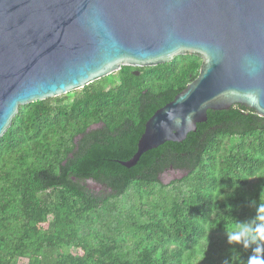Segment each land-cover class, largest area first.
Returning a JSON list of instances; mask_svg holds the SVG:
<instances>
[{
  "label": "trees",
  "instance_id": "16d2710c",
  "mask_svg": "<svg viewBox=\"0 0 264 264\" xmlns=\"http://www.w3.org/2000/svg\"><path fill=\"white\" fill-rule=\"evenodd\" d=\"M200 60L185 55L154 67L124 66L111 86L126 90L115 94L121 98L138 97L139 89H157L161 106L196 78ZM133 71L140 74L135 76ZM109 82L107 76L90 83L82 88L83 95L91 97L89 89ZM103 98L92 92V106L104 105ZM61 99L19 107L0 138V264H195L202 249L205 262L213 254L217 264L229 257L233 258L229 264H247L251 249L218 247L208 234L227 232L236 220L255 215L244 188L251 178L264 187V117L238 104L228 110H208L203 157L161 161L186 173L180 182L188 183L189 192L180 196L165 191L168 186L156 179L153 160L143 155L126 169L101 157L116 154L112 145L92 148L81 158L62 153L63 131L84 132L79 122L85 107L80 106L81 100L64 107ZM68 112L75 114V120H66ZM83 175H92L112 193L94 194L71 181ZM126 192H130L131 209L123 220L112 215L110 204ZM146 195L155 198L145 210L141 204ZM102 213L107 216L104 220ZM94 221L101 232L92 231ZM113 221L116 226L111 229ZM122 234L126 240L119 239ZM126 241L132 249L121 248Z\"/></svg>",
  "mask_w": 264,
  "mask_h": 264
},
{
  "label": "water",
  "instance_id": "95a60500",
  "mask_svg": "<svg viewBox=\"0 0 264 264\" xmlns=\"http://www.w3.org/2000/svg\"><path fill=\"white\" fill-rule=\"evenodd\" d=\"M185 55L201 59L196 78L146 121L134 154L117 161L126 169L181 142L208 110L238 104L264 117V0H0V138L21 106ZM170 108L182 125L165 133Z\"/></svg>",
  "mask_w": 264,
  "mask_h": 264
},
{
  "label": "flooded vegetation",
  "instance_id": "af4514ba",
  "mask_svg": "<svg viewBox=\"0 0 264 264\" xmlns=\"http://www.w3.org/2000/svg\"><path fill=\"white\" fill-rule=\"evenodd\" d=\"M110 82L104 83L103 88L89 89L91 97L84 96L83 92L85 91L82 89L62 97L61 103L64 107L79 100L84 101L80 106L85 107L79 122L82 127L84 126V132L76 131L74 134L62 132L61 150L67 157H85L92 151V148H108L112 145L116 148V154L102 153L101 157L103 159H109L115 161V163L121 161L120 158L129 159L136 151V144L144 131L146 121L156 110L166 104L159 106L160 96L157 89H139L137 90L140 93L138 97L121 98L115 96L118 92H125L126 90L115 88L111 84L116 82L112 80ZM131 91L136 92V90ZM92 92L104 96L103 101H106L105 104L92 106ZM88 100L91 101L89 102ZM135 101H138V103ZM66 114V120H75L73 112ZM207 136L208 122L206 120L203 123L196 124L195 130L188 132L181 142H165L142 155L153 160V167L156 169L155 177L162 183V176L170 179L174 173L179 171L175 170L171 165L166 166L165 162L161 163V161L175 157H203ZM199 144L204 146L200 147ZM186 145L192 146L190 151L182 150ZM71 181L82 189L94 194L112 193L111 188L103 182L93 179L92 175L71 177Z\"/></svg>",
  "mask_w": 264,
  "mask_h": 264
},
{
  "label": "clouds",
  "instance_id": "9594fccd",
  "mask_svg": "<svg viewBox=\"0 0 264 264\" xmlns=\"http://www.w3.org/2000/svg\"><path fill=\"white\" fill-rule=\"evenodd\" d=\"M165 115L166 120L159 121V127L165 133L181 128V110L170 108ZM192 115L188 113L183 116V127L191 124ZM168 122L174 124L175 128H169ZM248 204L255 209V215L243 221L236 220L226 232V243L233 251L237 250L236 246L243 250L251 249L253 254L248 257L247 264H264V203L250 200ZM232 259L229 257L224 264H229Z\"/></svg>",
  "mask_w": 264,
  "mask_h": 264
},
{
  "label": "rangeland",
  "instance_id": "374dc122",
  "mask_svg": "<svg viewBox=\"0 0 264 264\" xmlns=\"http://www.w3.org/2000/svg\"><path fill=\"white\" fill-rule=\"evenodd\" d=\"M108 77H110V80L116 82V77H117V73H113L111 75H109ZM78 91V90H77ZM74 93V92H72ZM70 94V93H69ZM63 97V96H62ZM183 172H176L174 173V175L172 176V178L169 179L162 176L161 180H162V184L168 186L167 189H165V191H167L168 193H173V194H177V195H187L189 192V186L188 183L185 181L180 182L186 175H184ZM174 177V178H173ZM130 192H126L118 197H116L114 200H112L111 202V206L113 207V209L111 210L113 213L112 215H116L118 214L119 217L123 220H125V215H127L130 211V201H131V197L129 195ZM244 193H245V199L246 200H254V201H259L261 202L264 198V187L263 185L259 182V180H257L256 178H251L248 181V184L245 186L244 188ZM155 198V197H154ZM154 198H149V196H143L142 197V201L143 203L141 204V206L146 210V207L148 206V202L149 200H153ZM107 216L105 214L102 213V219L104 220ZM116 226V222L113 221L111 224V229H113ZM92 231H98L101 232V229L99 228V222L98 221H94V223H92ZM104 233V231H103ZM104 235V234H103ZM122 237L119 238L121 240H126V237L124 234L121 235ZM124 236V237H123ZM209 240L211 243H213L214 245L221 247V246H225L227 245L226 243V232H213V233H209L208 234ZM203 242H205V240H203ZM128 241H126L125 243H120V246L122 249H132L131 247L133 246L132 244H130L128 246ZM70 251L72 253H74L75 249L73 247L70 248ZM205 253L204 250L202 249V251H198L197 252V257L194 260L195 264H217L219 259L216 257V255L214 256L213 254H209V260H207V262H205L203 259L205 258ZM218 260H217V259Z\"/></svg>",
  "mask_w": 264,
  "mask_h": 264
}]
</instances>
